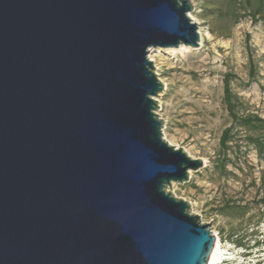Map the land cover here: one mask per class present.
Masks as SVG:
<instances>
[{
    "label": "water",
    "instance_id": "1",
    "mask_svg": "<svg viewBox=\"0 0 264 264\" xmlns=\"http://www.w3.org/2000/svg\"><path fill=\"white\" fill-rule=\"evenodd\" d=\"M191 10L0 0V264L209 263L210 223L166 190L203 162L162 137L148 58L200 45Z\"/></svg>",
    "mask_w": 264,
    "mask_h": 264
},
{
    "label": "rangeland",
    "instance_id": "2",
    "mask_svg": "<svg viewBox=\"0 0 264 264\" xmlns=\"http://www.w3.org/2000/svg\"><path fill=\"white\" fill-rule=\"evenodd\" d=\"M190 2L200 45L148 54L162 83L155 110L162 137L203 162L187 181L166 190L210 223L225 252L221 260L264 264V129L234 121L222 89L227 74L234 112L264 118V0ZM226 127L231 137L222 163L219 140Z\"/></svg>",
    "mask_w": 264,
    "mask_h": 264
},
{
    "label": "trees",
    "instance_id": "3",
    "mask_svg": "<svg viewBox=\"0 0 264 264\" xmlns=\"http://www.w3.org/2000/svg\"><path fill=\"white\" fill-rule=\"evenodd\" d=\"M223 101L226 106V109L230 115V117L235 121H240L243 125L251 126L254 128H263L264 129V118L258 117V116H238L234 112V102H233V96L229 87V76L226 74L223 78ZM230 127H226L223 129L219 145H220V151H219V157L221 158L222 163L225 162L227 158V150L229 148L228 142L230 140ZM238 245L241 243L239 241L236 242Z\"/></svg>",
    "mask_w": 264,
    "mask_h": 264
},
{
    "label": "bare ground",
    "instance_id": "4",
    "mask_svg": "<svg viewBox=\"0 0 264 264\" xmlns=\"http://www.w3.org/2000/svg\"><path fill=\"white\" fill-rule=\"evenodd\" d=\"M200 42H201V37H200ZM158 49L159 48H157V50ZM189 49L190 47H187L184 45H180L177 48H166V50L171 53L187 51ZM224 255H225V252L221 250L218 241H216L208 264H219L222 261L221 258H223Z\"/></svg>",
    "mask_w": 264,
    "mask_h": 264
},
{
    "label": "built area",
    "instance_id": "5",
    "mask_svg": "<svg viewBox=\"0 0 264 264\" xmlns=\"http://www.w3.org/2000/svg\"><path fill=\"white\" fill-rule=\"evenodd\" d=\"M219 264H227V262L222 260Z\"/></svg>",
    "mask_w": 264,
    "mask_h": 264
}]
</instances>
